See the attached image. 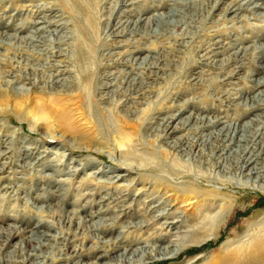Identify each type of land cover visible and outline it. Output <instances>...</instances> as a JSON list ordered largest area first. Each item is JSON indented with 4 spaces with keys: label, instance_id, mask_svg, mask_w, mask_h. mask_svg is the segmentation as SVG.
Wrapping results in <instances>:
<instances>
[{
    "label": "rangeland",
    "instance_id": "374dc122",
    "mask_svg": "<svg viewBox=\"0 0 264 264\" xmlns=\"http://www.w3.org/2000/svg\"><path fill=\"white\" fill-rule=\"evenodd\" d=\"M255 4L264 0H0V32L15 34L0 37V264H93L109 253L99 264H264V176L257 186L232 179L236 145L212 155L216 137L204 135L224 122L202 127L218 116L264 132V104L245 107L264 64V49L253 46L264 42V10ZM41 18L52 24H33ZM40 26L42 52L23 40ZM59 69V83H47ZM14 73L40 80L32 86ZM12 84L28 90L12 93ZM186 140L204 146L199 156L180 148L186 143L175 147ZM259 145L255 167L264 174ZM174 160L188 175L168 196L152 181ZM117 172L125 180L106 183ZM131 178L139 182L121 188ZM178 193L186 197L174 200ZM105 194L124 197L98 201ZM153 197L147 205L165 199L187 235L170 231L158 241L161 220L125 227L150 218L144 201ZM175 238L162 256L157 246ZM114 240L130 248L120 261L110 258L121 250H110ZM138 248L146 253L135 260ZM30 252L38 255L24 262Z\"/></svg>",
    "mask_w": 264,
    "mask_h": 264
},
{
    "label": "bare ground",
    "instance_id": "6f19581e",
    "mask_svg": "<svg viewBox=\"0 0 264 264\" xmlns=\"http://www.w3.org/2000/svg\"><path fill=\"white\" fill-rule=\"evenodd\" d=\"M248 1V0H247ZM253 8L255 9H261V11L264 10V6L263 5H260V4H255L252 6ZM257 7V8H256ZM253 8H251V10H253ZM236 10V8H234ZM51 14V13H50ZM259 15H264V12H260ZM42 20L39 21V20H35L33 22V24H38V23H41V24H45V22H47L48 24H52V22L50 21H47L45 18H41ZM59 22V21H58ZM57 22V23H58ZM41 29L42 27H37L32 33L33 35H27L25 36L24 38H26L27 40L23 39L22 37L21 40L23 39L24 41H29V43L31 42L33 45H35V47L37 48L38 46V51H45L47 50L48 48L44 46V44L42 43V40L46 41L45 37L43 35H38L39 31L41 32ZM15 34H11V35H7L3 32H0V37L3 38H13ZM60 40V39H59ZM48 41V40H47ZM50 41V40H49ZM27 44V43H26ZM42 44V45H41ZM253 46H256L257 48H260V50L264 49V42H259V43H253ZM54 50H56L57 52H60L59 48H58V45L56 46H53ZM61 55V54H59ZM48 58V57H47ZM142 59V58H141ZM144 59V58H143ZM142 59V60H143ZM47 64L49 65V67L53 68V67H61L60 64H49L47 62ZM212 65V64H211ZM263 72L262 75L260 76H257V77H254L252 78L251 80V88H258V90L256 91L255 94H253L250 99H252V101H250L249 104H245L246 106L245 107H249V108H252V107H256L257 104H264V97L260 98V96H264V89L261 88L262 86H264V64L261 65L260 67ZM61 69V68H60ZM57 70L56 71V74H49V78L47 79V83H50V84H56V83H59V80H60V75L62 74V71L63 70ZM58 72V73H57ZM60 74V75H58ZM11 75V73H10ZM13 77H19L20 79L22 78L24 80L25 83L29 84L30 83V80L32 79L33 82L32 84L30 83V85L32 86H36L34 83L35 81H39L40 79H38L39 77L37 75H34L32 77H29V76H23V75H17L16 73L12 74ZM45 78V76H44ZM11 83V82H10ZM45 83V82H44ZM10 91H12V93H18V92H22V91H27L28 88H23L22 86H19V87H14L13 84L10 85V88H9ZM50 102V100H49ZM245 107H243L245 109ZM242 108V109H243ZM261 121L262 123H264V120H259ZM224 122V125H220L218 129L216 130H211V131H208L206 132L204 135H208V137H216V140H217V143L213 146V145H210L207 149H209L210 153L212 155L213 154V150L214 151H221L220 155L223 154L224 152L228 151L230 149L231 146H233V144H235V148L233 149L234 151L237 152V157L236 158V161L237 163L239 164V167L237 168L238 170V174L236 177L232 178V179H236L238 181V183H241V184H250L252 186H257V185H260L259 184V181H260V178L262 176H264V174L262 173V169H261V165L260 167H255V165L259 164L257 161H256V158H258L259 154L258 152H255V147L252 146L253 145H258L259 146H262L264 145V136L262 135L264 132L261 131L260 129V125L257 124V126L255 125H250V123H244V126H250L251 127V130L249 128L248 129H244L242 127H239L237 124V126L235 125H231L230 123H227L225 120L221 119L220 117L218 116H215L213 118H210L208 120L205 121V124L202 125V127L204 126H207V128H212L214 127L215 125H219L220 123ZM221 130H223V132L225 133H221ZM175 131V128H172L171 131L169 133H172ZM221 133V134H220ZM238 134V135H237ZM221 135H223L221 137ZM257 135V137H260L259 140L257 142H255V136ZM169 137L168 136V133H164V137ZM202 139V138H201ZM171 140H174L173 138H171ZM228 140V143L224 145V141H227ZM185 147L184 148L183 146H180L181 144H185ZM183 150L186 151H190L191 148L194 149H197V151L195 152L196 156H199L197 152H200L201 150H203V145L200 143H194L193 140L191 141H184L183 143H180L178 145H176L175 147H179ZM224 146V147H223ZM205 148V149H206ZM239 152V153H238ZM249 152V155H246V153ZM5 153V152H4ZM3 153H0V158L3 157ZM210 158H212L210 156ZM220 158V157H218ZM1 165V164H0ZM174 167H178L179 170L177 169H174ZM183 168L182 164H180L179 162H177L176 160L173 161V164L168 167L165 172L163 173H160L154 181H152V184H154V186H164V190H167V192H170V194L168 196H175V194H177V191H178V187L177 185H173L171 183H173L175 180H178L180 179L181 177L183 176H187L188 175V172L186 170H181V168ZM2 169H0V172H1ZM199 170H194V174L196 177H199V178H203V179H207V177H205V175L203 174V172L199 173L197 172ZM92 172H98V170H94ZM125 173H122V172H117V173H113L112 175L110 176H106V183L108 184H115V183H118V182H123V180H125ZM168 175L171 176V178L169 179ZM243 177H246L244 180H242ZM131 182H128V183H123V184H120L121 188L122 187H126V189L128 190L130 187H132L133 185H135L137 182H139L138 179H134V178H131L130 179ZM186 183V182H185ZM119 186V187H120ZM184 190L183 191H186L192 195H194L196 198H198L201 193H198L195 191L194 188L190 187L189 185H183L181 186ZM145 190V188H137V192L134 194L135 197L132 198V202H136L137 201V197L140 193H142L143 191ZM108 194V193H107ZM105 194L104 196H101L100 199L98 201H102V200H105L107 198H110L112 201L114 200H119L120 198L124 197V194H119L115 197H112L110 195H107ZM180 196H176L174 198L175 199H179L181 198V195L183 197H186L185 194H180L178 193ZM188 194V195H189ZM165 195V194H164ZM155 197V196H154ZM151 198V199H148L146 201H144L145 203V206L148 208V211L150 213H152V215L150 216V218H148V220H143V219H140L139 221H136V222H128L127 225L125 227H129V229H133V230H139L141 228H147L148 226H150L152 223L154 222H158L161 220L160 223V227L165 230V232L163 234H161V236L159 235H156L155 238L159 241V240H163V238H165V236L167 235L168 232L172 231L173 234H179V233H185V235H187L186 233L190 230H183V223L182 221H184L181 216H175L173 217L172 216V213L173 211L171 210L173 206L169 207V208H163V206H167L168 204H166V201L165 199H161L157 204H154V205H147V203L149 201H152L153 202V199L155 198ZM182 197V198H183ZM195 201L193 202H197L198 199H194ZM199 201V200H198ZM214 204V203H213ZM171 205V204H170ZM147 210V209H146ZM153 212H156L155 214H153ZM100 220H105L103 218H100ZM215 219L210 218V220H201V221H213ZM144 221H147V222H144ZM101 222H97V224H100ZM181 227V228H180ZM93 229V228H92ZM94 229H97L95 226H94ZM93 229V230H94ZM187 229V228H186ZM39 230L38 229H35V231H33V233L35 232H38ZM184 235V236H185ZM121 235H118L117 236V239H119ZM181 239V238H180ZM179 238H175V240L173 241H170L168 244L169 245H165V246H160L158 245V249L160 251H162V256H164L166 253L165 252V249L168 248V246H172V247H175L177 246V244L179 243L180 241ZM183 239V237H182ZM181 239V240H182ZM104 242V241H103ZM106 242V241H105ZM122 242V241H121ZM120 241H117V240H114V244H112V246L110 247V250L112 251L113 249H121L120 250V254H111L110 258L112 260H116V261H120L123 257L125 258L126 257V253L128 251H130V248H125L123 246H121L119 243H121ZM131 242V241H130ZM171 242H173L171 244ZM107 243V242H106ZM125 243V242H123ZM108 244V243H107ZM37 245H44L43 243L40 242V240L37 242ZM128 245V244H127ZM153 247V246H152ZM176 249V248H174ZM138 250H140V248L138 249H134L130 252V254L132 256H134V259L137 260V257H143L145 255V250L142 249L140 252H138ZM76 249L74 248L73 249V253L74 255H77L76 253ZM110 254V253H109ZM109 254H99L94 262H92L93 264H99V259L103 256H109ZM38 255V253L36 252H30L29 254H27L25 256V260L24 262H27L30 258L32 260L36 258V256ZM114 255V256H113ZM165 257V256H164ZM163 259V258H162ZM83 259H77L73 264H85V262L82 261ZM138 261H141L140 258H138ZM131 263V262H130ZM29 264H45V260H41V261H34L33 262H30Z\"/></svg>",
    "mask_w": 264,
    "mask_h": 264
}]
</instances>
